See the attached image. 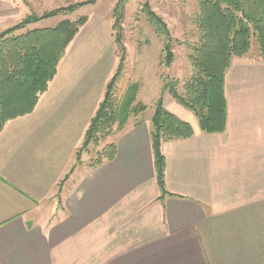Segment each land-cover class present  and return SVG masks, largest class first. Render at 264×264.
I'll use <instances>...</instances> for the list:
<instances>
[{
    "label": "crops",
    "instance_id": "obj_1",
    "mask_svg": "<svg viewBox=\"0 0 264 264\" xmlns=\"http://www.w3.org/2000/svg\"><path fill=\"white\" fill-rule=\"evenodd\" d=\"M33 8L0 0V30ZM89 22L35 110L0 132V264H264V61H232L223 132L203 131L192 110L169 102L194 135L164 145L172 194L161 197L151 141L156 100L138 82L120 92L127 98L137 85L126 124L109 140L116 157L96 167L78 162L119 64L111 20L96 31H87Z\"/></svg>",
    "mask_w": 264,
    "mask_h": 264
},
{
    "label": "trees",
    "instance_id": "obj_2",
    "mask_svg": "<svg viewBox=\"0 0 264 264\" xmlns=\"http://www.w3.org/2000/svg\"><path fill=\"white\" fill-rule=\"evenodd\" d=\"M28 1V0H25ZM87 0L69 4L42 15L30 14L22 22L0 30V132L9 120L33 112L56 77L67 49L80 29L89 20L81 16L77 20L63 19L54 27L29 28L31 23L73 12L80 6L94 4ZM129 0H119L114 9L113 35L120 57L118 67L106 85L103 100L93 116L77 152L90 153L98 148L91 166L96 167L117 155V144L106 141L126 124L136 99L137 85H130L131 96H120L118 85L123 78L127 63L123 20ZM199 11L194 23L199 30V40L192 48L190 60L196 72L185 82L183 91L175 81H167L163 92L171 96L198 117L203 131L223 132L227 122V99L225 77L235 57L246 55L258 44L259 56L264 61V0H198ZM143 11L156 36L163 44L162 64L171 66L175 60V42L166 20L158 14L150 0H145ZM176 83V84H175ZM139 105V110L145 109ZM151 141L155 174L161 197L172 194L166 184L167 158L164 145L176 139H187L194 135L190 122L169 111L161 96L152 115ZM117 125V127H115Z\"/></svg>",
    "mask_w": 264,
    "mask_h": 264
},
{
    "label": "rangeland",
    "instance_id": "obj_3",
    "mask_svg": "<svg viewBox=\"0 0 264 264\" xmlns=\"http://www.w3.org/2000/svg\"><path fill=\"white\" fill-rule=\"evenodd\" d=\"M82 1L87 0H56L46 3L28 0L25 2L30 6L34 5V8L31 9V14L40 16L44 12L52 9ZM118 2L119 0H97L94 4L78 7L74 10L75 12H63L55 18L44 19L39 23L38 27H54L63 19L77 20L81 16H87L90 20L86 28L87 31H96L101 28L102 19L104 21L110 19L114 24V9ZM150 2L154 10L166 20L173 37L177 40L174 47L176 57L171 66L167 67L165 64H162L163 44L156 36L154 29L143 11L145 0H129L125 7L123 20V32L127 47V63L123 78L118 85L120 89L119 95L128 83L135 81L141 87L143 86L144 91L152 103L156 100L153 103V108L157 100L163 96L164 101L166 99V103L168 104V110L172 112L169 102H172V100L175 102L176 100L171 96L170 92H163V86L167 81L173 80L179 86L180 91H183L185 82L196 72L190 60V55L193 52V46L199 40V30L194 23V16L199 11V5L198 0H150ZM32 24L34 23L27 25L20 32L31 28ZM117 56L119 58L118 60H120L118 54ZM237 58L235 57L233 60ZM240 58L260 60L258 44L255 40L251 50ZM109 140H112L111 137L107 138L106 141L109 142ZM105 143L102 142L98 148L91 147L92 151L90 153L82 150L81 158L78 160L79 164L82 163L81 160L84 158V162L91 166L92 160L96 157V151L100 150ZM80 147H82V144Z\"/></svg>",
    "mask_w": 264,
    "mask_h": 264
}]
</instances>
